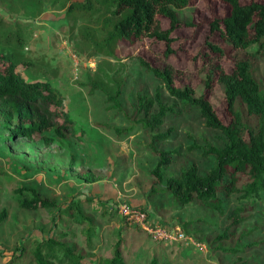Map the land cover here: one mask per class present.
I'll use <instances>...</instances> for the list:
<instances>
[{
	"label": "rangeland",
	"instance_id": "374dc122",
	"mask_svg": "<svg viewBox=\"0 0 264 264\" xmlns=\"http://www.w3.org/2000/svg\"><path fill=\"white\" fill-rule=\"evenodd\" d=\"M81 1L0 0V51L31 61L28 69H50L49 80L62 92L63 108L72 120L66 137H54L50 144L37 134L8 138L0 122V212L6 213L0 222V264H35L36 244L50 237L76 244L82 264L110 258L117 242L126 264H149L153 258L157 264H264V200L251 204L241 200L239 193L222 195L220 214L197 200L182 205L169 191H150L153 183L163 187L169 177L178 176L192 163L205 174L214 157L203 154V147L221 146L224 139L218 130L205 126L196 107L170 96L137 56L161 69L170 67L176 87L190 85L199 96L205 92L206 75L198 72L200 61L193 62L192 56L210 32V8L221 17L228 14V7L216 0H196L193 6L179 9V19L193 24L174 31L178 37L174 53L167 57L163 44L148 40L134 46L121 44L113 57L93 52L83 35L89 32L101 39L104 28L99 12L67 15L68 5ZM212 37L225 46L217 33ZM232 58L227 54L221 58L227 71ZM250 62L252 75L264 91V57ZM21 71L25 76L26 69ZM223 92L224 86L217 83L208 94L219 114L228 119ZM156 95L174 112L160 127V131L171 129L169 137L153 143L151 132L139 122L143 114L136 110L138 96ZM236 107L246 123L256 125L245 106L237 101ZM174 149L178 153L171 155L160 184L151 175L159 160L157 151ZM246 183L243 177L239 187ZM19 186L34 187L41 198L59 208L78 202L88 220L78 223L56 207L24 209L14 195ZM237 206L243 209L236 224L230 215ZM159 227L166 237H154ZM225 231L234 235L223 239L222 245L243 244V251L218 248L215 239Z\"/></svg>",
	"mask_w": 264,
	"mask_h": 264
},
{
	"label": "trees",
	"instance_id": "16d2710c",
	"mask_svg": "<svg viewBox=\"0 0 264 264\" xmlns=\"http://www.w3.org/2000/svg\"><path fill=\"white\" fill-rule=\"evenodd\" d=\"M216 1L228 7V14L220 17L215 8H210L211 15L207 22L210 32L198 52L192 56L193 62L200 61L198 72L206 75L204 93L195 96L190 85L176 87L174 72L170 67L161 69L137 57L141 65L163 82L170 96L196 107L205 126L218 130L224 139L221 146L203 147V154L214 157L213 165L205 174H201L198 166L192 163L183 168L178 176L169 177L163 187L153 183L150 191H169L174 200L182 205L197 200L205 208L222 214V195L239 193L241 200L251 204L264 200V91L252 75L250 62L256 56L264 57V2ZM195 3L196 0H83L70 3L66 13L99 12L98 18L102 19L104 28L101 39L83 32L93 52L115 57L114 52L119 45L134 46L148 40L156 45L163 44L162 52L167 57L174 53L173 45L178 38L174 31L193 24L182 22L178 10ZM164 20L167 26H164ZM214 33L225 46L212 40ZM16 40L20 41L19 38ZM226 54L233 57L230 71L222 65L221 58ZM31 65V61L22 59L15 52L0 51V122L8 131V138H31L37 134L46 144H50L54 137H66V132L72 128V120L63 108L62 92L49 80L53 76L51 70L46 67L28 69ZM21 69H26L25 76ZM217 83L224 86L222 101L228 119L219 114L209 99L208 93ZM237 101L245 106L248 116L256 119L255 126L243 120L236 107ZM153 106L157 107L156 111H152ZM136 111L143 114L139 122L151 132L153 143L169 137L171 129L160 131V127L165 117L174 112L172 105L163 103L159 95L155 98L138 96ZM192 147L194 145L189 148ZM173 153H178V150L157 151L159 160L151 175L160 184L163 182V169L170 164ZM243 177L247 183L239 187ZM14 195L19 206L27 210L56 207L49 199L41 198L34 187H16ZM56 208L60 214L74 217L78 223L88 220L81 215L78 202ZM242 209L243 206H237L231 212L230 216L236 224L242 219L239 216ZM5 215L2 210L0 222ZM231 235H234V231L219 234L215 239L218 248L230 253L243 251L246 246L243 244L234 247L222 245V240ZM119 245V242L115 244L110 258L99 259L96 264H126ZM24 252L22 247L21 254ZM78 252L76 244L70 246L50 237L38 242L32 255L35 264H82L83 257ZM149 264H157L156 259L153 258Z\"/></svg>",
	"mask_w": 264,
	"mask_h": 264
},
{
	"label": "built area",
	"instance_id": "2783aa9c",
	"mask_svg": "<svg viewBox=\"0 0 264 264\" xmlns=\"http://www.w3.org/2000/svg\"><path fill=\"white\" fill-rule=\"evenodd\" d=\"M176 231H177L176 232L177 236H181V232L179 230H176ZM150 232H151V230H150ZM152 234L154 235L155 238H159V237L163 238V237H166L167 232L166 231H161V227H159V228L154 229Z\"/></svg>",
	"mask_w": 264,
	"mask_h": 264
}]
</instances>
